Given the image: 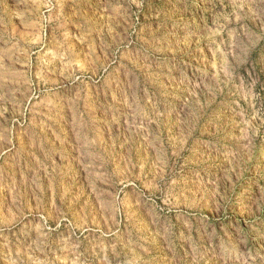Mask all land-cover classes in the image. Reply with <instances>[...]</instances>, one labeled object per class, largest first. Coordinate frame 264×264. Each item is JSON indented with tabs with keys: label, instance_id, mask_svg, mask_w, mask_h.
Wrapping results in <instances>:
<instances>
[{
	"label": "rangeland",
	"instance_id": "1",
	"mask_svg": "<svg viewBox=\"0 0 264 264\" xmlns=\"http://www.w3.org/2000/svg\"><path fill=\"white\" fill-rule=\"evenodd\" d=\"M0 264H264V0H0Z\"/></svg>",
	"mask_w": 264,
	"mask_h": 264
}]
</instances>
